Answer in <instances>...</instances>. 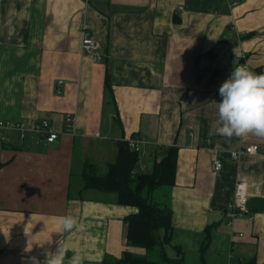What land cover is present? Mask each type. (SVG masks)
<instances>
[{"label": "crops", "instance_id": "0c3cea01", "mask_svg": "<svg viewBox=\"0 0 264 264\" xmlns=\"http://www.w3.org/2000/svg\"><path fill=\"white\" fill-rule=\"evenodd\" d=\"M236 1L0 0V121H47L58 133L48 144L6 131L0 142V264H43L58 241L65 264L74 254L83 264L143 255L126 243L135 207L95 191L77 196L83 166L104 174L117 142L132 137L143 140L136 174L178 148L174 185L156 194L170 199L171 258L264 264V139L228 140L215 125L237 55L264 72V0ZM84 32L100 43V61L82 50ZM253 145L257 154L232 160ZM238 181L248 215L228 223ZM65 215L78 221L71 232L57 219Z\"/></svg>", "mask_w": 264, "mask_h": 264}, {"label": "trees", "instance_id": "16d2710c", "mask_svg": "<svg viewBox=\"0 0 264 264\" xmlns=\"http://www.w3.org/2000/svg\"><path fill=\"white\" fill-rule=\"evenodd\" d=\"M140 153L131 151L125 141L117 142L115 159L107 165L104 174H99L96 167L90 164L84 165L79 174V199L85 191H95L114 195L117 204L137 209L125 219L126 243L145 253L135 255L125 251L119 259L106 257L103 264H183L181 258H170L164 251V246L171 242L172 234L170 199H156L159 191L174 185L178 148L170 147L166 155L145 174L133 172ZM74 176L72 173L69 189V196L73 198L76 194ZM154 253L157 257L150 259Z\"/></svg>", "mask_w": 264, "mask_h": 264}, {"label": "clouds", "instance_id": "9594fccd", "mask_svg": "<svg viewBox=\"0 0 264 264\" xmlns=\"http://www.w3.org/2000/svg\"><path fill=\"white\" fill-rule=\"evenodd\" d=\"M221 102L217 104L216 133L228 140L233 137L255 136L264 139V73L257 74L246 65L232 69L229 78L219 88ZM249 154H257L255 145L248 148ZM260 158H264L261 155ZM63 231L77 228L75 217L65 215L57 218ZM67 244L58 241L55 252L45 251L43 264H65ZM28 264H41L37 257H30ZM68 264H83V257L74 254Z\"/></svg>", "mask_w": 264, "mask_h": 264}, {"label": "built area", "instance_id": "2783aa9c", "mask_svg": "<svg viewBox=\"0 0 264 264\" xmlns=\"http://www.w3.org/2000/svg\"><path fill=\"white\" fill-rule=\"evenodd\" d=\"M237 3L236 0H233L232 5H235ZM81 48L84 52L88 53L94 61L98 62L100 61V43L93 41L88 37V34L84 32L83 38L81 41ZM235 64L233 68L239 65H246L249 70L254 72V69L247 63L243 55H237ZM257 74L264 73V72H256ZM60 83V82H59ZM67 124H69L70 119H66ZM67 128H69V125H67ZM6 131H13L20 134L21 138L26 132H33L36 135H38L41 139H43L46 143L51 144L54 143L58 138V133H56L49 122L47 121H40L38 123H34L32 127H27L23 123H10V122H4L0 121V142L7 141L8 139L5 136ZM127 143L128 148L139 154L141 152V145L143 140L137 137H132L125 141ZM206 145H209V141L207 140ZM251 147V146H249ZM245 149H239L235 152L231 153V158L233 161H237L241 155H251L248 153V148ZM1 154V151H0ZM254 155V154H252ZM1 164V162H0ZM222 168V161L215 157L212 160V169L214 172H219ZM248 187L247 184L243 181H238L233 189L232 195L228 201L227 204V210H226V218L228 219V223L233 222L234 220L247 216V201H248Z\"/></svg>", "mask_w": 264, "mask_h": 264}, {"label": "rangeland", "instance_id": "374dc122", "mask_svg": "<svg viewBox=\"0 0 264 264\" xmlns=\"http://www.w3.org/2000/svg\"><path fill=\"white\" fill-rule=\"evenodd\" d=\"M75 167H76L75 169L78 170V167L76 165H75ZM164 250H165V253L167 254V256H169L170 258L173 256V252L171 251L170 246H168V245L164 246ZM154 256L157 257V254L154 253L152 256H150V259L154 258ZM190 259H194V258H192V257L186 258L185 264H194V262L190 261ZM195 264H199V263H195Z\"/></svg>", "mask_w": 264, "mask_h": 264}]
</instances>
